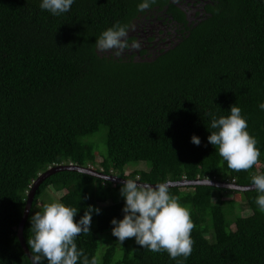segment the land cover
I'll use <instances>...</instances> for the list:
<instances>
[{"label":"trees","instance_id":"1","mask_svg":"<svg viewBox=\"0 0 264 264\" xmlns=\"http://www.w3.org/2000/svg\"><path fill=\"white\" fill-rule=\"evenodd\" d=\"M140 2L75 0L69 12L53 16L40 0H0V264H32L18 225L32 183L52 165L152 184L207 178L245 186L264 173V0H156L144 12ZM116 22L128 26L129 43L138 41V48L120 55L97 48L96 38ZM165 39L170 42L160 46ZM232 104L261 153L249 170L230 169L207 140L208 113L226 116ZM102 127L103 155L83 139ZM193 134L200 145L191 142ZM134 163L148 168L127 172ZM121 186L70 170L46 177L22 230L30 253V219L43 192L65 190L58 200L79 209L74 220L88 205L101 210L75 241L91 259L112 218L123 216V197L115 194ZM170 192L191 211L192 254L172 260L134 242L119 260L107 246L102 264H264V213L255 190L195 185ZM229 194L250 213L231 219L239 203L222 200Z\"/></svg>","mask_w":264,"mask_h":264},{"label":"clouds","instance_id":"2","mask_svg":"<svg viewBox=\"0 0 264 264\" xmlns=\"http://www.w3.org/2000/svg\"><path fill=\"white\" fill-rule=\"evenodd\" d=\"M155 2L156 0H141L137 10L144 12ZM74 3L75 0H40L39 7L53 16H60L69 12ZM128 32L127 25L116 22L96 38V46L104 52L115 50L116 55L130 47L138 48L140 46L138 41L129 43ZM259 107L264 110V103ZM241 113V108L234 104L230 106L229 114L226 116L208 113L211 118L210 128L213 129L207 137L208 143L215 146L220 157L227 162V166L235 171L251 169L261 155L256 147L257 140L247 131V119ZM190 139L195 145L201 143L195 134ZM100 171L103 172L102 169ZM170 182L164 180L156 184H146L141 183L139 179L124 181L120 187V195L124 200L123 216L120 219L113 217L111 220L112 235L117 238L120 245L126 239L134 238L138 245L148 251L154 253L166 251L172 260L178 257L187 259L192 254L194 240L191 232L194 224L191 211L180 203L178 196L170 192ZM228 182L235 183L229 180ZM251 182L258 194L255 203L259 211L264 213V173L253 175ZM78 211L77 207H70L59 200H54L45 204L42 211L31 216L33 237L27 243L31 249L32 264H44L45 261L47 264H78V261H81V264H102L99 253L89 259L75 242L81 233L90 232L92 216L94 213L100 214L101 210L88 205L84 214L78 220H74ZM121 258L120 255L115 257L116 260Z\"/></svg>","mask_w":264,"mask_h":264},{"label":"water","instance_id":"3","mask_svg":"<svg viewBox=\"0 0 264 264\" xmlns=\"http://www.w3.org/2000/svg\"><path fill=\"white\" fill-rule=\"evenodd\" d=\"M64 170L82 172V173H85V174H88L91 176H95V177H98L100 179L110 181V182H114V183H122L123 184L124 181L127 179V178L118 177L114 174H106L104 172L94 170V169L87 167V166H85V167L84 166H78V165L71 164V163H68V164L67 163H61V164L53 165V166L49 167L46 171L40 173L38 175V177L32 183L31 189L29 191V194H28V197L26 200L24 213H23L22 219L20 221L18 233H17L21 247L24 250V252L26 253V255L28 256V258L31 257V253L29 252V250H28V248L24 242V239L22 236V230H23V227L26 223L27 216H28L29 210L31 208V204H32L33 199H34V195H35L39 185L42 183V181L46 177L52 175L55 172L64 171ZM140 182L146 183V182H142V181H140ZM146 184H152V183H146ZM190 185H193V186H195V185H208V186L225 188V189H230V190H235V191L255 190L253 184L244 186V185H237L236 183H233V182L214 180V179L210 180V179H205V178L204 179L181 180V181H177V182H170V188L171 187L190 186Z\"/></svg>","mask_w":264,"mask_h":264},{"label":"rangeland","instance_id":"4","mask_svg":"<svg viewBox=\"0 0 264 264\" xmlns=\"http://www.w3.org/2000/svg\"><path fill=\"white\" fill-rule=\"evenodd\" d=\"M105 128L102 127L100 128V130L98 132H95L93 134H89L85 137H83V139H85L87 142L91 143L96 152L98 154H106L107 153V147H106V143H105ZM100 158L97 157V160H99ZM148 166L147 164L144 163H134V164H128L125 169L127 172L133 171V170H138V169H147ZM47 191L43 192L42 197L39 199V201L37 202V204L35 205V209L32 213V215L35 212H39L42 211L43 206L47 203H50L54 200H58V195L60 196L61 194H63L65 192V190H63L60 193H56V192H50V193H46ZM120 192H115L116 195H119ZM119 197H121L119 195ZM222 200H236L239 203V208H233L231 210V214H230V218L233 219L234 217V213H238L240 212L242 215H247L248 213H250L248 210H245V202L241 199H238L237 196L235 195H225ZM214 203L216 202V198H213ZM106 203V202H104ZM135 242L134 238H128L125 241L122 242V245H120V242L117 240L116 237H114L112 235V232L109 231L106 234H104L103 236H100V240H99V248H98V252L100 255H102L105 252V248L107 246H114L116 248V253H115V257L118 255H121L124 249H129L132 250L133 244Z\"/></svg>","mask_w":264,"mask_h":264},{"label":"flooded vegetation","instance_id":"5","mask_svg":"<svg viewBox=\"0 0 264 264\" xmlns=\"http://www.w3.org/2000/svg\"><path fill=\"white\" fill-rule=\"evenodd\" d=\"M155 27H157L158 26V28L159 29H164V30H167V31H169L170 32V28H168V26H166V25H164V24H162V22H156V23H154L153 24ZM147 26V25H146ZM152 25H148V27H151ZM142 27H143V24L142 23H139L137 26H136V31L137 32H141L143 29H142ZM131 35H133V34H136V32H134V31H132L131 33H130ZM173 36H176L175 35V33H171ZM165 42H167V43H169L170 42V39H165L161 44H160V46H165Z\"/></svg>","mask_w":264,"mask_h":264}]
</instances>
